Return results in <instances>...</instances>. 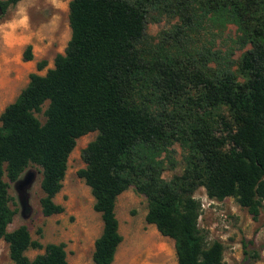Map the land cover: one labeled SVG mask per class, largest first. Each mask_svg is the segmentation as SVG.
<instances>
[{
  "label": "trees",
  "instance_id": "1",
  "mask_svg": "<svg viewBox=\"0 0 264 264\" xmlns=\"http://www.w3.org/2000/svg\"><path fill=\"white\" fill-rule=\"evenodd\" d=\"M22 0H0L2 14ZM177 19L174 30L146 45L150 11ZM212 21L236 27L232 53L192 46L188 32ZM70 40L45 75L0 114V239L13 264H69L65 244L33 241L25 226L8 232L17 213L8 184L28 166L41 169L44 217L54 202L76 140L96 132L76 173L93 197L102 231L93 264H112L122 242L118 196L133 187L147 201L145 221L174 242L176 264H224V246L198 227L199 187L211 200L233 198L257 221L264 206V0H69ZM164 33V32H163ZM27 46L23 60H32ZM46 67L36 64L37 71ZM44 111L42 124L35 114ZM174 143L185 167L169 181ZM29 249H43L33 260Z\"/></svg>",
  "mask_w": 264,
  "mask_h": 264
},
{
  "label": "rangeland",
  "instance_id": "2",
  "mask_svg": "<svg viewBox=\"0 0 264 264\" xmlns=\"http://www.w3.org/2000/svg\"><path fill=\"white\" fill-rule=\"evenodd\" d=\"M68 3L69 0H22L0 16V114L27 86L31 73L45 75L48 69L53 68L56 55L64 53L71 36ZM176 24V18L150 11L146 24V45L154 46L162 41L164 34L172 32ZM236 35V27L232 24L219 28L214 22L207 21L202 27L188 32L185 40L192 46L220 51L223 55L228 56L231 52L232 60L237 61L244 50L234 44ZM27 46H31V61L23 60ZM38 62L46 63L41 71L36 69ZM47 104L35 114L42 124ZM96 135L93 132L78 138L69 155L62 188L54 197V202L64 209L61 214L44 217L41 213V169L38 166H28L21 174L19 180L28 173L34 175L33 182L21 191L16 188L15 182L8 181L5 176L3 178L8 184L9 205L17 210L7 231L25 226L31 239L43 247L65 244L69 264H93L94 241L102 231L101 217L93 209L90 189L76 175L79 169L85 167L82 150ZM172 150V165L166 163L162 173L166 181L180 176L185 167L183 148L174 143ZM194 197L200 201L202 208L198 227L209 242L223 244L224 264H264V206L260 209L258 220L253 221L247 210L233 198L211 200L203 187L197 188ZM146 213V198L133 187L118 196L115 214L122 242L112 264H176L173 240L161 236L153 225L147 224ZM43 252V249H29L25 254L33 260ZM0 264H13L8 244L3 239H0Z\"/></svg>",
  "mask_w": 264,
  "mask_h": 264
},
{
  "label": "water",
  "instance_id": "3",
  "mask_svg": "<svg viewBox=\"0 0 264 264\" xmlns=\"http://www.w3.org/2000/svg\"><path fill=\"white\" fill-rule=\"evenodd\" d=\"M1 15H2V10L0 8V16ZM33 179H34V175L32 173H28L23 179L21 180L18 179L17 181H15L16 188L19 191H21L25 187L29 186L33 182ZM22 206H23V211L24 212L27 211L25 201L23 202Z\"/></svg>",
  "mask_w": 264,
  "mask_h": 264
}]
</instances>
